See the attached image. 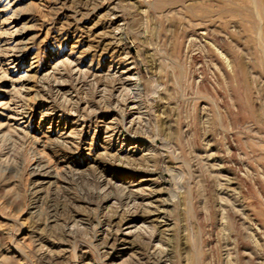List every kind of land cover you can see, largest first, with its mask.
<instances>
[{"label":"rangeland","instance_id":"obj_1","mask_svg":"<svg viewBox=\"0 0 264 264\" xmlns=\"http://www.w3.org/2000/svg\"><path fill=\"white\" fill-rule=\"evenodd\" d=\"M0 42V264H264V0H0Z\"/></svg>","mask_w":264,"mask_h":264},{"label":"bare ground","instance_id":"obj_2","mask_svg":"<svg viewBox=\"0 0 264 264\" xmlns=\"http://www.w3.org/2000/svg\"><path fill=\"white\" fill-rule=\"evenodd\" d=\"M17 2V1H16ZM16 2L13 4V6L16 4ZM2 42H0V44H1ZM6 46V45H5ZM0 48H5V47H3V45H0ZM7 48V47H6ZM1 50V49H0ZM27 50V48H19V49H17V50H15V51H12V52H16V53H19V54H23L25 51ZM4 52V51H3ZM0 56H1V54H0ZM7 65H8V63H7ZM21 91H23V92H26V89L25 88H22L21 89ZM8 92V91H7ZM2 108V110H4V111H6V112H13V110L10 108V104H8V103H1L0 104V109ZM94 198V197H93ZM50 202H53V200H51ZM53 206H54V204H53ZM55 207H57V206H55ZM57 209V208H56Z\"/></svg>","mask_w":264,"mask_h":264}]
</instances>
